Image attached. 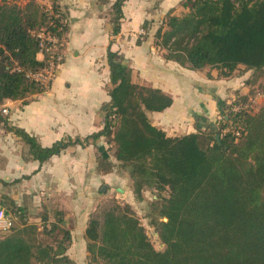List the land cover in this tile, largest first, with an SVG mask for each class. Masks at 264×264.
<instances>
[{
  "label": "trees",
  "instance_id": "trees-1",
  "mask_svg": "<svg viewBox=\"0 0 264 264\" xmlns=\"http://www.w3.org/2000/svg\"><path fill=\"white\" fill-rule=\"evenodd\" d=\"M127 1L115 0L112 7L114 35L121 32ZM50 2L51 8L35 0L25 8L0 5V105L48 88L29 76L44 74L50 63L49 53L38 59L40 41L32 32L58 37L62 49L69 32L59 0ZM180 6L183 14L170 11L155 34L167 60L191 70L217 69L219 78L233 77L241 66L264 71V0H183ZM108 57L111 101L101 131L45 148L23 130L10 129L41 163L104 138L120 167L129 170L138 199L147 190L158 193L153 226L163 250L154 247L130 204L111 199L89 216V264H264V103L251 113L250 92L224 109L217 131L169 137L147 113L170 108L172 97L133 83L117 52ZM106 158L101 156L98 170L108 174L115 166ZM63 217L58 211L54 222L45 218L41 227L13 217L12 230L0 235V264H76L67 254L72 236Z\"/></svg>",
  "mask_w": 264,
  "mask_h": 264
},
{
  "label": "crops",
  "instance_id": "crops-1",
  "mask_svg": "<svg viewBox=\"0 0 264 264\" xmlns=\"http://www.w3.org/2000/svg\"><path fill=\"white\" fill-rule=\"evenodd\" d=\"M182 1L128 0L123 8L121 32L114 35L111 21L115 0L107 3L59 0L69 20L64 59L47 90L21 108L17 106L16 115L10 119L13 128L36 138L45 148L66 139L84 141L101 131L105 125L104 107L111 101L108 57L111 50L122 56L131 68L133 83L161 90L172 97L170 108L147 113L153 126L169 137L217 131L224 109L235 99L250 94L254 84L252 76L260 71L239 70L231 78H219L217 69L191 70L167 60L165 53L154 47V37H143L138 43L134 30L147 21L163 20ZM38 59L42 61L44 56L39 54ZM4 125L0 124V181L7 187L16 186V191L26 175L33 176L39 187L47 183V188H51L46 190L50 195L47 200L49 204H55L56 200V208L64 213L63 227L71 232L67 254L76 264H86L85 232L90 214L101 201L96 191L101 185L111 183L120 191L122 199L134 198L130 176L120 171L106 174L98 170V154L108 158L103 139L71 146L44 163L26 160L25 142L16 134L5 132ZM9 140L16 142V148L8 145ZM11 197L20 205L18 194ZM33 199L36 207L41 206L35 195Z\"/></svg>",
  "mask_w": 264,
  "mask_h": 264
},
{
  "label": "rangeland",
  "instance_id": "rangeland-1",
  "mask_svg": "<svg viewBox=\"0 0 264 264\" xmlns=\"http://www.w3.org/2000/svg\"><path fill=\"white\" fill-rule=\"evenodd\" d=\"M37 4H40L41 6H45L49 8V5H51L50 0H35ZM29 0H0V5L3 3H7L10 5H17L20 8H25L26 5L28 4ZM177 15H181L184 12V9L180 6L178 9H175ZM165 19V18H164ZM163 19V20H164ZM160 20L159 22H150L147 21L142 27L136 29L133 31V34L139 37L138 43L140 44V39L145 37H154V47L157 50H160L159 48L156 47L155 45V34L159 27L162 25V21ZM144 30L145 34H141L140 32ZM161 52H163L161 50ZM241 72L246 71V69H240ZM239 72V74L241 73ZM252 81L254 82L253 88L251 89L252 92V99H253V107L249 109L251 110V113H256V111L263 105L264 103V94H262L261 90H264V71L259 72V73H254L252 76ZM47 90V89H46ZM254 93V95H253ZM43 94V93H42ZM41 95V94H39ZM37 96V95H35ZM31 96L25 100H17V101H12V100H7L3 104L0 105V124L5 123V132H12L10 129L13 128V123L10 121L11 117L16 115V110L17 106L21 108V105L26 104L29 100H31L33 97ZM6 105V106H5ZM248 106V105H246ZM6 108L8 110V114L3 113V109ZM248 108V107H247ZM8 125L9 127H7ZM11 126V127H10ZM16 129V127H15ZM15 134V133H14ZM105 143V148H107V153L106 155L108 158H106L107 161L112 163L115 168L112 170L113 172L115 171H120L130 176L129 170L120 167V163L115 160V158L110 154V145L106 143L105 139L102 138ZM8 145L11 147L16 148V142L9 140ZM26 160L32 159L30 153H29V146L26 144ZM101 155L98 154V165L101 163ZM107 163V162H105ZM119 166V167H118ZM111 172V173H113ZM132 182V180H131ZM47 183L42 185V187H39V182L34 180L33 176H27L25 177L24 181H22L21 185L19 186V190L16 191L17 187H7L6 184L2 183L0 181V208H5L9 214H11L17 222H22L27 223L29 225H37L41 227L43 225V222L45 221V218L48 219V221L52 222L51 220H55L56 213L58 212V208H56V200L55 204L53 202H49L50 200H47V198L50 196L47 193V188L46 186ZM114 184H106V185H101L97 191L96 195H99L101 198V203H108L111 199L117 200L119 203L122 205L125 204H130L135 212L137 213V216L139 217L141 223L146 229V232L149 236L150 241L154 245V247L157 250H163L164 245L162 244V241L159 238V235L156 232L155 227L153 226L154 220L158 219V214L159 211H156V207L158 206V203L160 202L158 200V193L153 191V190H147L143 193L142 200H139L138 197L134 194L133 197H128L127 199H122V195L120 194V191L118 192L113 188ZM104 186H108L106 191L103 192ZM132 189L133 188V182H132ZM38 191H40V194H38ZM134 192V190H133ZM15 196L18 194L21 198V203L20 205L16 202L14 198L11 196ZM35 195V198L41 202V206L36 207L34 204V199L32 200V196ZM21 209V211H19ZM11 216V217H12ZM48 221L46 222L48 224ZM18 223V224H19ZM1 235V234H0ZM4 235V234H3ZM43 240H46L43 238ZM82 263V262H80ZM86 264H89V260H86Z\"/></svg>",
  "mask_w": 264,
  "mask_h": 264
},
{
  "label": "built area",
  "instance_id": "built-area-1",
  "mask_svg": "<svg viewBox=\"0 0 264 264\" xmlns=\"http://www.w3.org/2000/svg\"><path fill=\"white\" fill-rule=\"evenodd\" d=\"M62 24L65 26H69L68 18L64 17L62 20ZM141 34H145V31L142 30ZM32 34L40 41L41 51L40 54L45 56V54H50V63L49 68L44 74H29L31 78L34 80L41 82L42 84L48 85L51 78L54 76L56 69L62 63L64 59V51L62 49L61 40L51 34H47L45 30H34ZM245 107H235L234 110L240 111L242 109H246ZM3 113L8 114V110L6 108L3 109ZM14 218L11 217L5 208H0V234L5 235L12 230L14 224Z\"/></svg>",
  "mask_w": 264,
  "mask_h": 264
},
{
  "label": "water",
  "instance_id": "water-1",
  "mask_svg": "<svg viewBox=\"0 0 264 264\" xmlns=\"http://www.w3.org/2000/svg\"><path fill=\"white\" fill-rule=\"evenodd\" d=\"M216 140H217V142H218V144H219V145H221V144H222L220 135H216ZM106 189H107V188H106V187H104L102 191H103V192H105V191H106Z\"/></svg>",
  "mask_w": 264,
  "mask_h": 264
}]
</instances>
